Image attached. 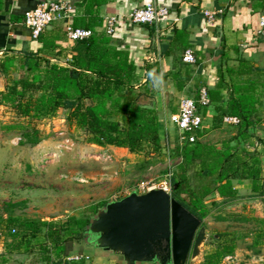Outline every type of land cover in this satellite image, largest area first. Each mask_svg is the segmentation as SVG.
I'll return each mask as SVG.
<instances>
[{
    "label": "trees",
    "instance_id": "trees-1",
    "mask_svg": "<svg viewBox=\"0 0 264 264\" xmlns=\"http://www.w3.org/2000/svg\"><path fill=\"white\" fill-rule=\"evenodd\" d=\"M109 1L82 0L84 16L74 17L71 26L94 32L74 41L72 61L67 66L51 63L48 58L29 51L5 55L0 60V74L5 81L0 104L12 108L19 118L36 120L53 117L65 109L68 124L83 130L92 144L123 147L132 153H160L158 116L153 108L138 102L134 85L136 66L130 52L114 46L103 32L95 31V26L103 23L98 8ZM56 38L53 36L52 40ZM38 39H44L42 32ZM43 43L47 46L45 40ZM237 92L240 93L229 99L215 121H222L224 115L238 117V136L247 139L248 129L256 123L257 100L251 93L238 89ZM209 95L212 98L213 92ZM195 101L200 108L198 94ZM5 128L22 129V144L33 146L40 141L38 129L22 127L19 123ZM170 151L179 159L171 171L170 194L200 219L202 225L214 209L239 199L236 181L248 180L252 194H264L261 160L254 151L230 143L217 146L199 139L193 143L177 142ZM208 199H211L209 203ZM107 202L92 205L91 213L94 215ZM4 213L7 226L16 223L21 231H8L6 250L0 255L2 261L7 260L8 254L23 252L37 254L36 261L43 264L81 263V260L67 261L66 258L73 254L75 242L85 240L89 217L69 216L58 223L20 218L7 209ZM226 218L228 215L216 216L219 220ZM233 218L244 220L239 215ZM254 221L259 227L247 233L219 235L217 245L205 254L202 264H219L223 257L234 252L238 238L248 234H252L254 245L264 241V217H256Z\"/></svg>",
    "mask_w": 264,
    "mask_h": 264
},
{
    "label": "crops",
    "instance_id": "crops-1",
    "mask_svg": "<svg viewBox=\"0 0 264 264\" xmlns=\"http://www.w3.org/2000/svg\"><path fill=\"white\" fill-rule=\"evenodd\" d=\"M43 1L51 0H0V60L13 52L29 51L58 65L67 66L72 61L74 41L67 38L65 21H55L45 28L43 40L33 38L23 23L24 12ZM64 1L75 7L71 23L74 17L84 16L82 0ZM148 1L168 7L171 20L150 25L131 23L127 14ZM205 11L213 13V21L207 20ZM98 12L103 21L120 16L115 33L109 37L114 46L130 52L136 66L134 85L138 102L156 111L163 151L178 142L172 117L178 111L179 100L184 96L195 100L200 88H205L209 97V104L199 108L203 118L200 141L219 146L230 143L247 151L264 148V37L258 33L264 0H110L101 4ZM95 29L101 31L102 25ZM53 36L57 38L52 40ZM187 49L194 54L192 63L182 60ZM0 78L3 91L5 81L1 74ZM237 89L253 94L257 100L256 123L248 129L247 139L238 136V124L215 121L229 99L240 93ZM209 92H213L212 98ZM222 129L225 131L222 139L208 140L212 133ZM90 148L97 150V158L117 159L131 154L126 148L112 145L91 144ZM247 184L251 185L250 181L235 182L239 195L241 187ZM88 247L91 248L84 244L80 252L88 256L80 264H122L121 257L90 251Z\"/></svg>",
    "mask_w": 264,
    "mask_h": 264
},
{
    "label": "rangeland",
    "instance_id": "rangeland-1",
    "mask_svg": "<svg viewBox=\"0 0 264 264\" xmlns=\"http://www.w3.org/2000/svg\"><path fill=\"white\" fill-rule=\"evenodd\" d=\"M66 113L65 109H60L49 118H19L12 108L0 105V255L6 250L8 231H21L16 223L7 226L4 210L24 219L58 223L69 216L90 218L92 205L118 200L132 189L143 194L146 187L153 184L159 188L165 175L173 171L179 161L168 149L160 153L130 152L117 159L114 156L97 158V150L89 149L92 143L88 135L68 124ZM16 123L38 129L40 141L33 146L22 144V129L5 128ZM224 132L223 129L215 131L208 140L219 141L225 136ZM254 152L262 159L264 191V148ZM244 187L239 199L214 209L205 219L209 240L201 245L200 254L193 259L189 257L186 264H202L205 254L217 245L219 235L244 234L259 227L254 218L264 217V194H252L251 185ZM6 203L12 206L6 207ZM217 215H228V218L219 220ZM236 215L244 220H235ZM252 237L248 234L238 238L234 252L223 257L219 264H264V241L254 245ZM84 244L85 241L75 242L73 254L82 252ZM37 257L35 253L13 252L6 255L5 263L0 257V263L43 264L36 261Z\"/></svg>",
    "mask_w": 264,
    "mask_h": 264
},
{
    "label": "water",
    "instance_id": "water-1",
    "mask_svg": "<svg viewBox=\"0 0 264 264\" xmlns=\"http://www.w3.org/2000/svg\"><path fill=\"white\" fill-rule=\"evenodd\" d=\"M1 82L2 78H0ZM209 237L205 225L162 188L107 202L89 219L85 244L122 264H186Z\"/></svg>",
    "mask_w": 264,
    "mask_h": 264
},
{
    "label": "built area",
    "instance_id": "built-area-1",
    "mask_svg": "<svg viewBox=\"0 0 264 264\" xmlns=\"http://www.w3.org/2000/svg\"><path fill=\"white\" fill-rule=\"evenodd\" d=\"M75 14V7L72 3L64 0H51L38 3L33 9L24 12L23 23L30 30L33 38H38L40 33L55 21L66 22V35L70 41L81 40L93 34L94 31L83 28H73L70 19ZM209 22L213 21V13L204 12ZM128 20L136 25L167 23L171 20L168 7L160 6L153 1L146 2L143 6L134 8L127 14ZM120 22V16H110L102 23V30L107 36H112ZM96 31V29H95ZM258 33L264 37V14L259 19ZM182 60L187 63L195 61L191 49L184 51ZM198 103L201 107L209 104V97L205 88H200L198 92ZM173 123L178 130V142L193 143L199 139V131L202 126V113L196 104L194 98L184 96L179 100L178 111L172 117ZM224 124L237 125L239 118L233 115H224L222 118ZM172 172L165 175V180L158 185L159 188L167 192L171 190ZM156 185L146 187L147 190L155 188ZM137 193L138 190H136ZM88 256L83 253L73 254L66 258L67 261H80L87 259Z\"/></svg>",
    "mask_w": 264,
    "mask_h": 264
}]
</instances>
